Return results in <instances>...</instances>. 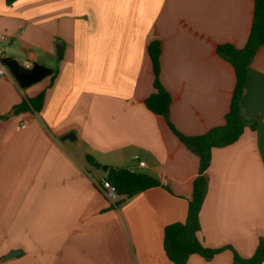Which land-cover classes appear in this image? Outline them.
Listing matches in <instances>:
<instances>
[{"label":"crops","instance_id":"crops-1","mask_svg":"<svg viewBox=\"0 0 264 264\" xmlns=\"http://www.w3.org/2000/svg\"><path fill=\"white\" fill-rule=\"evenodd\" d=\"M255 1L0 0L10 58L56 71L27 89L0 77V264H173L165 229L186 221L200 160L145 105L156 92L148 46L161 45L170 123L204 135L225 124L236 85L218 47H245ZM42 92L41 111L14 110ZM241 106L257 127L212 150L197 233L204 247L227 249L189 264H236L228 248L250 258L264 239V45ZM104 166L161 186L112 206L95 184Z\"/></svg>","mask_w":264,"mask_h":264},{"label":"trees","instance_id":"trees-1","mask_svg":"<svg viewBox=\"0 0 264 264\" xmlns=\"http://www.w3.org/2000/svg\"><path fill=\"white\" fill-rule=\"evenodd\" d=\"M16 1L6 0V4L12 6ZM263 45L264 0H256L254 22L245 47L237 49L229 44L218 47V53L233 65L236 74V85L230 109L226 114L225 124L211 129L204 135L195 137L179 133L170 123L171 97L160 81L161 45L158 40H154L148 46L156 92L145 100V105L153 113L164 117L180 141L195 153L200 160L199 173L193 183L192 198L188 202L186 221L184 223L171 224L165 229L164 250L173 264H189V257L195 254L210 260L227 249H209L201 244L197 237V233L201 229L199 214L207 194V171L211 163L212 150L214 148L227 147L237 142L246 127H250L253 130L257 127L255 121H251L244 116L241 98L245 92L250 64L259 48ZM6 64L22 89H27L46 78L53 80L56 75V71L38 64L33 65L31 69H25L12 58L8 59ZM44 99L45 93L42 92L33 99L23 101L14 110L16 112H25L27 110L39 112L44 104ZM86 159L90 165L99 166L92 155L87 154ZM106 179L116 188L123 199L132 198L148 189L161 186L157 178L143 172L136 171L131 173L127 168L109 169ZM228 249L233 252L236 264H262L264 262V239H260L255 254L250 258L241 257L231 247Z\"/></svg>","mask_w":264,"mask_h":264},{"label":"built area","instance_id":"built-area-1","mask_svg":"<svg viewBox=\"0 0 264 264\" xmlns=\"http://www.w3.org/2000/svg\"><path fill=\"white\" fill-rule=\"evenodd\" d=\"M8 43L9 39L6 34L0 33V77L6 78L10 76V69L6 64V61L10 59L8 55ZM25 69H31L33 66L30 63H23L21 65ZM26 127V124L23 123L20 126V129ZM137 160L138 157H135ZM139 167H145L144 162H139ZM131 173L136 172L135 169L129 168L128 169ZM96 187L98 188L99 192L107 199V201L112 205L116 206L120 201V195L118 194L116 188L106 179H102L99 182H96Z\"/></svg>","mask_w":264,"mask_h":264},{"label":"water","instance_id":"water-1","mask_svg":"<svg viewBox=\"0 0 264 264\" xmlns=\"http://www.w3.org/2000/svg\"><path fill=\"white\" fill-rule=\"evenodd\" d=\"M59 49L61 50L60 47H59ZM58 55H60V53H59ZM10 76H13V74H12L11 72H10ZM68 139H70V140H75L76 138L73 136V139H72V136L69 135V136H68ZM103 170H104V171H108V167H107V166H104V167H103Z\"/></svg>","mask_w":264,"mask_h":264},{"label":"rangeland","instance_id":"rangeland-1","mask_svg":"<svg viewBox=\"0 0 264 264\" xmlns=\"http://www.w3.org/2000/svg\"><path fill=\"white\" fill-rule=\"evenodd\" d=\"M9 55V54H8Z\"/></svg>","mask_w":264,"mask_h":264}]
</instances>
